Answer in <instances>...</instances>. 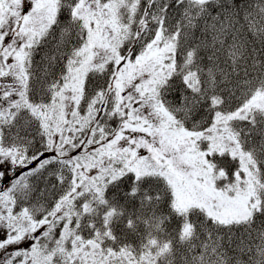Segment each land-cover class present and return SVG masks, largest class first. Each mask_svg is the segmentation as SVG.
<instances>
[{
	"label": "snow or ice",
	"instance_id": "1",
	"mask_svg": "<svg viewBox=\"0 0 264 264\" xmlns=\"http://www.w3.org/2000/svg\"><path fill=\"white\" fill-rule=\"evenodd\" d=\"M0 264H264V0H0Z\"/></svg>",
	"mask_w": 264,
	"mask_h": 264
}]
</instances>
